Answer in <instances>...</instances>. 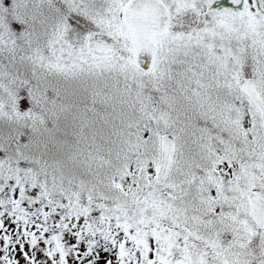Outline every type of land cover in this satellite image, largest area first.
Wrapping results in <instances>:
<instances>
[{
    "label": "snow or ice",
    "instance_id": "6c2138e0",
    "mask_svg": "<svg viewBox=\"0 0 264 264\" xmlns=\"http://www.w3.org/2000/svg\"><path fill=\"white\" fill-rule=\"evenodd\" d=\"M0 264H264V0H0Z\"/></svg>",
    "mask_w": 264,
    "mask_h": 264
}]
</instances>
